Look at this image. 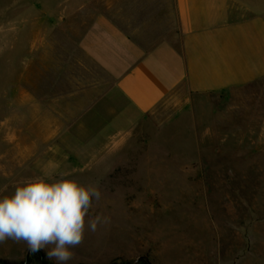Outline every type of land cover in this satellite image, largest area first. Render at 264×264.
Returning a JSON list of instances; mask_svg holds the SVG:
<instances>
[{
  "label": "rangeland",
  "instance_id": "rangeland-1",
  "mask_svg": "<svg viewBox=\"0 0 264 264\" xmlns=\"http://www.w3.org/2000/svg\"><path fill=\"white\" fill-rule=\"evenodd\" d=\"M91 1L0 0V195L41 174L98 182L94 207L110 222L86 233L70 264H264V79L173 96L144 120H115L111 101L86 136L20 133L35 126L36 83L49 102L70 60L50 47L40 56L36 40L81 32ZM77 139L86 150L68 151L83 148ZM46 251L8 241L0 264H55Z\"/></svg>",
  "mask_w": 264,
  "mask_h": 264
},
{
  "label": "crops",
  "instance_id": "crops-1",
  "mask_svg": "<svg viewBox=\"0 0 264 264\" xmlns=\"http://www.w3.org/2000/svg\"><path fill=\"white\" fill-rule=\"evenodd\" d=\"M83 18L81 32L49 46L42 33L36 40L40 56L50 47L70 60L52 75L49 102L36 83L35 126L20 133L86 136L92 120L107 121L111 101L115 120H144L173 96L227 94L264 79V0H92ZM77 140L82 149H66L85 151Z\"/></svg>",
  "mask_w": 264,
  "mask_h": 264
},
{
  "label": "clouds",
  "instance_id": "clouds-1",
  "mask_svg": "<svg viewBox=\"0 0 264 264\" xmlns=\"http://www.w3.org/2000/svg\"><path fill=\"white\" fill-rule=\"evenodd\" d=\"M100 198L98 182L83 184L70 173L26 177L0 195V245L23 244L32 254L47 249L55 264H70L86 233L110 222L94 207Z\"/></svg>",
  "mask_w": 264,
  "mask_h": 264
},
{
  "label": "water",
  "instance_id": "water-1",
  "mask_svg": "<svg viewBox=\"0 0 264 264\" xmlns=\"http://www.w3.org/2000/svg\"><path fill=\"white\" fill-rule=\"evenodd\" d=\"M28 262H29V260H27L25 264H28Z\"/></svg>",
  "mask_w": 264,
  "mask_h": 264
}]
</instances>
